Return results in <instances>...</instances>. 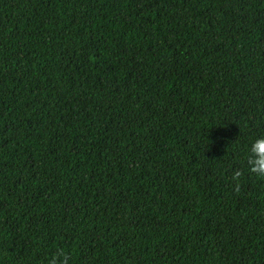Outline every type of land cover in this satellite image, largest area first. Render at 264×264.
Listing matches in <instances>:
<instances>
[{
  "label": "trees",
  "instance_id": "1",
  "mask_svg": "<svg viewBox=\"0 0 264 264\" xmlns=\"http://www.w3.org/2000/svg\"><path fill=\"white\" fill-rule=\"evenodd\" d=\"M261 135L264 0H0V264H264Z\"/></svg>",
  "mask_w": 264,
  "mask_h": 264
},
{
  "label": "clouds",
  "instance_id": "2",
  "mask_svg": "<svg viewBox=\"0 0 264 264\" xmlns=\"http://www.w3.org/2000/svg\"><path fill=\"white\" fill-rule=\"evenodd\" d=\"M247 171L259 178H264V135L256 137L250 144L246 156ZM242 170H234L231 180L236 190H239ZM71 256L63 249H58L48 260V264H70Z\"/></svg>",
  "mask_w": 264,
  "mask_h": 264
}]
</instances>
